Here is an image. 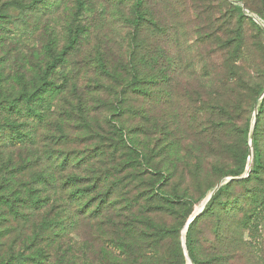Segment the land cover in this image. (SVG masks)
Here are the masks:
<instances>
[{"label": "rangeland", "instance_id": "374dc122", "mask_svg": "<svg viewBox=\"0 0 264 264\" xmlns=\"http://www.w3.org/2000/svg\"><path fill=\"white\" fill-rule=\"evenodd\" d=\"M11 1L0 0V101L19 102L37 88L42 119L0 110V122L13 120L27 136L19 145L0 141V255L17 252L47 219L60 224L52 245L74 261L80 252L106 264L123 253L110 246L131 235L145 264H191L186 222L219 182L243 177L254 125L264 165L262 13L234 0H146V25L157 22L167 34L152 36L141 26L144 43L133 50V1L17 0L26 9ZM155 45L165 53L156 65L143 49ZM49 85L52 95L44 92ZM241 150L244 169L226 173L240 168ZM73 175L83 180L62 185ZM75 190L84 195L74 199ZM155 190L180 201L168 203ZM229 191L245 190L236 184ZM104 192L103 207L89 213ZM261 216L249 239L253 264H264ZM227 219L214 211L199 220L192 232L197 256L206 253L204 237L216 220ZM37 245L31 252L47 246Z\"/></svg>", "mask_w": 264, "mask_h": 264}, {"label": "trees", "instance_id": "16d2710c", "mask_svg": "<svg viewBox=\"0 0 264 264\" xmlns=\"http://www.w3.org/2000/svg\"><path fill=\"white\" fill-rule=\"evenodd\" d=\"M120 2L124 1H133L131 5V16L128 18V27L130 29L128 35L127 46L130 49L134 50V47L137 45H143L144 40H142L138 35L139 28L144 27L146 31L152 36L165 37L167 30L164 27L160 26L157 22H149V25H146L148 22V16L150 15L148 9L144 8L146 6V0H117ZM241 1L246 7L255 10L256 12L262 13V19L264 17V9L262 5L264 0H234ZM10 7H15L18 9L28 8L27 4L22 3L21 1L13 0L10 2ZM238 17H245L244 11L240 5H234ZM3 17V15H0ZM140 39V40H139ZM140 42V43H139ZM143 47L145 50V55L153 62V64H158L161 59H164L165 53L162 46H147ZM132 50L130 51L131 54ZM64 53V52H63ZM62 53V54H63ZM100 68H103V63L101 60L97 62ZM153 66V65H152ZM136 70L132 73L131 78H134ZM106 73V71H105ZM153 73V72H151ZM159 72L153 73L154 79H157ZM41 89V88H40ZM47 92V95H52L53 86H48L44 90ZM39 89H34L29 94L21 95L19 102L5 100L4 102L0 101L1 106L0 110L5 111L10 114L11 111H14L17 114H20L26 119H31L33 123H37L42 119V114L38 108L42 103V96L40 95ZM45 99V98H43ZM18 101V100H17ZM263 104H258L257 106V117L262 112ZM256 117V118H257ZM26 134H23L17 130L16 125L13 123V120L8 121L6 124L0 122V141L3 143L12 146L25 143ZM252 145H253V154H252V163L250 165V171L247 176L240 177L237 179H231L220 185L215 193L210 197L208 202L205 204L202 211L197 214L191 222L188 224L185 232V240L187 244V252L191 259L192 264H253L254 255L253 248L249 239L255 234L258 228V219H260L262 214H264V181L260 177V173L264 167L261 161V153L259 148V132L257 131V125H254V132L252 136ZM235 156L239 158V169L238 170H229L226 173H232L233 175H238L244 169L246 163L247 152L240 151L236 153ZM61 160L58 163L59 167H62L66 164V156L58 157ZM79 161V160H78ZM83 178L77 177L75 175L67 177L64 182V185L72 182L82 181ZM239 184L245 190L241 195L237 196L231 194L229 188L233 185ZM73 187V185H70ZM69 187V186H68ZM89 189V188H87ZM155 193L158 194L164 201L168 203L178 204L179 201L173 199L172 196L159 192L155 190ZM70 195L76 199V197H81L84 194H79V190L70 192ZM105 195L100 196L96 202V206L91 211L90 206H88L84 211L86 213H96L100 211V208L103 207L105 203ZM88 202V201H87ZM39 202L34 203L32 207H39ZM92 203V201H91ZM86 202L84 203V205ZM14 204L10 203L9 210L13 211L10 214L13 216H18L15 214L16 210L14 209ZM29 207V208H30ZM28 208V207H27ZM88 211V212H86ZM217 211L219 213L227 215L228 224L225 222H220L216 220L215 225L212 226L211 230L208 231V235L211 237H204L206 246V253L202 256H197L195 253V246L193 245L194 240L192 232L195 229L197 223L201 218L207 213H213ZM86 212V213H85ZM5 212L4 214H7ZM26 215V214H25ZM26 217V216H22ZM25 219V218H22ZM226 221V222H227ZM17 223V222H16ZM61 223V222H58ZM19 224V223H17ZM60 224H54V221L43 219L39 224L37 222L34 227L28 242H23L24 245L21 248L17 249V252L3 257L0 255V264H105L98 258H89L88 256L82 258L83 255L79 252L76 260H73V257L68 255L65 251H59L58 247L52 245V238L50 235L53 234L56 236L58 231L57 226ZM50 231V234H47ZM127 231V230H126ZM246 233L247 238H244L243 234ZM60 235V234H57ZM127 235V234H125ZM1 237V236H0ZM132 239L131 235L120 238L118 244H114L116 240H110L114 245L110 247H118L123 253L117 255L116 259L106 262V264H145L144 257L140 254L135 253V247L131 246L130 241ZM42 240L47 244L46 248L40 246L38 252H31V247H38L37 242ZM26 246V247H25ZM107 248V254L111 253L110 249ZM252 249V250H251ZM111 255V254H110ZM177 264H184L183 260H180Z\"/></svg>", "mask_w": 264, "mask_h": 264}, {"label": "water", "instance_id": "95a60500", "mask_svg": "<svg viewBox=\"0 0 264 264\" xmlns=\"http://www.w3.org/2000/svg\"><path fill=\"white\" fill-rule=\"evenodd\" d=\"M251 161H252V151L250 150V153H249V157H248V164H247V169L243 175V177L247 176L249 171H250V165H251ZM231 179H236V178H226L224 179L223 181H227V180H231ZM223 181L222 182H219L214 188L213 190L209 193V195L205 198L204 202L201 204V206L199 208L196 209V211L192 214V216L187 220L186 222V225H185V228H184V234L186 232V229H187V226L188 224L191 222V220L197 215L199 214L202 209L204 208L205 204L208 202V200L210 199V197L215 193V191L219 188L220 185L223 184ZM192 264V263H191Z\"/></svg>", "mask_w": 264, "mask_h": 264}, {"label": "bare ground", "instance_id": "6f19581e", "mask_svg": "<svg viewBox=\"0 0 264 264\" xmlns=\"http://www.w3.org/2000/svg\"><path fill=\"white\" fill-rule=\"evenodd\" d=\"M204 199H205V198H204ZM204 199H203V200H204ZM203 202H204V201H203ZM203 202H202V203H203ZM191 214H192V213H191ZM191 216H192V215H191ZM191 216H190V217H191Z\"/></svg>", "mask_w": 264, "mask_h": 264}]
</instances>
